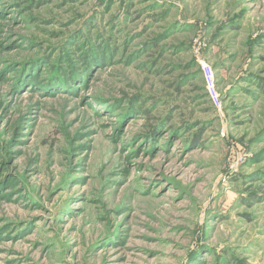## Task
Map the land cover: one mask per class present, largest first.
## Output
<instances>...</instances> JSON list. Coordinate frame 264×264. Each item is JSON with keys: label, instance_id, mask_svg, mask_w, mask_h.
I'll return each instance as SVG.
<instances>
[{"label": "rangeland", "instance_id": "1", "mask_svg": "<svg viewBox=\"0 0 264 264\" xmlns=\"http://www.w3.org/2000/svg\"><path fill=\"white\" fill-rule=\"evenodd\" d=\"M0 264H264V0H0Z\"/></svg>", "mask_w": 264, "mask_h": 264}, {"label": "built area", "instance_id": "2", "mask_svg": "<svg viewBox=\"0 0 264 264\" xmlns=\"http://www.w3.org/2000/svg\"><path fill=\"white\" fill-rule=\"evenodd\" d=\"M203 72L205 74L207 97L216 108H220L222 105V101L220 94L216 88L213 70L209 65H204Z\"/></svg>", "mask_w": 264, "mask_h": 264}]
</instances>
